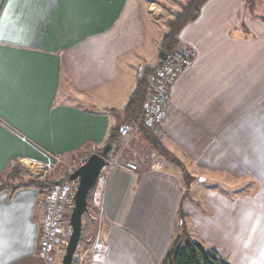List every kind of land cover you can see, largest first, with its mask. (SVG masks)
I'll return each mask as SVG.
<instances>
[{"label": "crops", "instance_id": "0c3cea01", "mask_svg": "<svg viewBox=\"0 0 264 264\" xmlns=\"http://www.w3.org/2000/svg\"><path fill=\"white\" fill-rule=\"evenodd\" d=\"M186 1L0 0V175L19 166L58 182L99 152L121 124L101 109L124 107ZM256 1L208 0L180 32L177 49L195 55L170 88L160 139L195 179L186 186L168 161L145 167L128 150L111 158L93 201L102 225L87 238L93 246L103 234L106 252L88 264H161L182 231L180 207L190 236L225 262L264 264V0ZM45 197L36 186L0 191V264H61L65 236L51 259L39 254Z\"/></svg>", "mask_w": 264, "mask_h": 264}, {"label": "trees", "instance_id": "16d2710c", "mask_svg": "<svg viewBox=\"0 0 264 264\" xmlns=\"http://www.w3.org/2000/svg\"><path fill=\"white\" fill-rule=\"evenodd\" d=\"M207 1L208 0H187L182 4L181 9L175 12L174 17L167 22L168 28L162 37L161 54L163 56H167L177 50L180 32L188 23L195 20L200 15L202 8ZM159 61L160 58L148 61L141 66L136 86L123 108L101 109L102 111L121 119V124L113 125L109 130L107 142H111L113 145V150L109 156V160L118 154L119 148L122 145V136L120 133L121 126L124 123L130 122L134 124L140 123L138 132L145 140L147 148L151 149L153 153L157 154L160 158L168 162H174L175 164H178V166H182L181 163H177L176 159H173V153L163 145L160 137L156 136L149 127L140 122L150 93L148 77L159 67ZM140 159L144 162L146 158L141 157ZM70 173H68L67 176ZM182 173L186 186H189L192 179L190 178L189 180L188 172H185V170L182 171ZM56 183L57 182L45 178H29L24 175L22 167L19 166H13L5 175H0V191L7 188L16 189L24 186H36L40 188V192L42 194L47 195L50 188ZM90 193L88 195V209L90 205ZM185 194H187V192ZM185 194L184 197L187 196ZM180 217L183 221L181 227L182 231L174 238L161 264H229L222 259L216 250L207 249L202 243L190 236L184 224L186 215L184 214L182 207H180ZM69 219L70 215L67 217V225L70 226ZM84 232L85 226L83 224L82 236L73 264L79 263L77 258L79 250H83L82 245H87L88 241L87 238L85 239L84 237Z\"/></svg>", "mask_w": 264, "mask_h": 264}, {"label": "built area", "instance_id": "2783aa9c", "mask_svg": "<svg viewBox=\"0 0 264 264\" xmlns=\"http://www.w3.org/2000/svg\"><path fill=\"white\" fill-rule=\"evenodd\" d=\"M194 55L193 48L182 46L167 55L153 74L148 77L150 93L140 122L149 127L158 137L163 135V122L170 104V88L185 68L191 64ZM139 126L140 123H124L121 126V136L134 135L139 131ZM86 159L81 160L76 167L82 165ZM122 166L130 170L139 168L136 163L130 161L122 163ZM98 182L100 184L102 179L100 178ZM77 189L78 181L57 182L50 188L44 199L43 233L39 248V254L44 259L49 260L53 257L61 236L67 239L70 237L71 227L64 224V219L73 211Z\"/></svg>", "mask_w": 264, "mask_h": 264}, {"label": "water", "instance_id": "95a60500", "mask_svg": "<svg viewBox=\"0 0 264 264\" xmlns=\"http://www.w3.org/2000/svg\"><path fill=\"white\" fill-rule=\"evenodd\" d=\"M166 57L162 54L159 55L160 64ZM112 150V143L107 142L99 152L92 153L82 165L58 181H78L75 205L69 219L71 234L61 264H73L82 236L83 216L88 211V195L97 185L103 169L110 164L109 156Z\"/></svg>", "mask_w": 264, "mask_h": 264}, {"label": "rangeland", "instance_id": "374dc122", "mask_svg": "<svg viewBox=\"0 0 264 264\" xmlns=\"http://www.w3.org/2000/svg\"><path fill=\"white\" fill-rule=\"evenodd\" d=\"M247 1L251 2V3L253 2L254 5L256 4V2L258 3V1H256V0H246V2ZM162 25L160 27L161 32L164 31V27H166L165 23ZM120 121L121 120L119 119L118 122H120ZM121 141H122V145L119 148L118 153L128 150V154L131 153V155H132V153H133L135 155L137 153L136 155H138V156L141 155L142 158L145 157L146 158L145 164L143 163L145 165V167H152L154 164L157 163L158 160L159 161L162 160V158L158 157L157 154L153 153V151L151 149L147 148L145 140L142 137H140L139 140L133 141L132 137L126 136V137H123V139ZM172 157H174L173 158L174 160L175 159L177 160V163H181V164L183 163L176 155L173 154ZM118 161L121 162L120 157H119ZM136 162H139V160ZM168 163L176 166L181 172L184 170L186 172L185 165L182 164L184 166L183 167V166H178V164H175L174 162H168ZM137 165H139V164L137 163ZM29 171L32 172V169L30 168ZM35 174H38V173H35ZM53 175H54L53 176L54 178L57 177V176H55V174H53ZM188 175H189V180L191 178L192 181H194L195 178H193L190 174H188ZM242 184L243 183H238L237 188L239 187V185H242ZM101 192H102V187L99 185V182H98L97 185L95 186V188H93L91 190L90 206H89L88 211L83 216V224L85 226V232H84L85 239L88 238L90 236V234H93L94 231L97 232L100 224L102 225V222L98 219L99 218L98 217V209L93 204V201L99 202L100 197H101ZM97 206H99V203L97 204ZM103 237H104L103 234H99V235L97 234V241L93 244V246L88 245V244L82 245L83 250L80 249L79 253L77 255L78 262H79L78 264H88L90 262V260H92L94 257L100 259L101 257H103L105 255L106 249H105V246L102 242V240L104 241ZM64 254H65V252H63V255Z\"/></svg>", "mask_w": 264, "mask_h": 264}]
</instances>
